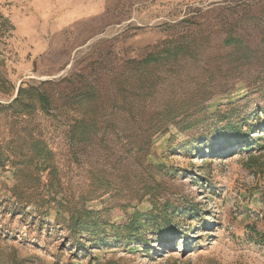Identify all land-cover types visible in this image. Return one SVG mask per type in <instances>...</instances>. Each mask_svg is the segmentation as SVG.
Masks as SVG:
<instances>
[{
	"label": "rangeland",
	"instance_id": "374dc122",
	"mask_svg": "<svg viewBox=\"0 0 264 264\" xmlns=\"http://www.w3.org/2000/svg\"><path fill=\"white\" fill-rule=\"evenodd\" d=\"M0 18V158L32 136L56 166L49 175L20 153L0 166V264H264V0H0ZM184 35L199 42L193 54L150 67L147 96L146 73H131L136 107L120 109L126 62ZM227 35L250 47L245 64L225 58ZM83 74L106 100L90 112L92 143L71 137L84 108L66 104ZM43 81L47 112L1 110L22 83ZM171 101L190 116L142 138L148 114Z\"/></svg>",
	"mask_w": 264,
	"mask_h": 264
},
{
	"label": "trees",
	"instance_id": "16d2710c",
	"mask_svg": "<svg viewBox=\"0 0 264 264\" xmlns=\"http://www.w3.org/2000/svg\"><path fill=\"white\" fill-rule=\"evenodd\" d=\"M6 26V28H9V23L5 18H0V29H3ZM223 43L225 46H232V50L228 52L225 55L226 59H229V62H239V64L243 65L245 64L247 60L250 58V47H248L244 39H242L239 36H233V35H227ZM199 42L197 41L196 37L190 36V35H184L179 37H174L168 40H165L155 46L152 47V49L148 52H146L142 58L140 59H132L128 60L126 62V69L128 73H124V78L120 81L117 80L115 82L117 86L116 94L117 96L121 97L123 101H118L120 103V109L126 110L131 112L136 107L134 104L135 101L130 100L129 95H131L134 90L136 89L135 84H131V80L135 78V76L131 73H136L139 71L146 73V78L149 79V68L152 66H159L163 63H169V62H175L177 60L178 56L181 53L188 54L190 53V56L193 54L195 50H192V48L196 49V46H198ZM191 49V50H190ZM242 61V62H240ZM240 66V65H239ZM209 74V80L214 77V73H210L209 70H205ZM82 72V71H81ZM143 74V75H144ZM133 75V76H131ZM79 76V86L75 89V91H72L73 96H70V100L66 102L68 105H78L81 109L84 108L83 111V117L78 118L73 125H71V137L75 139L77 142L81 143H92L98 138V133L95 131L93 133L91 129H93L96 124L98 123V117H95L94 115H91L90 112H98L105 108L104 104L106 103V100H102L101 102H98L97 95L98 90L96 84H92L88 82L86 76L78 75ZM61 81H67L68 83H73L75 80H73L72 76L69 78H62ZM53 81H43L41 82V85H33V84H26L22 83L18 87V93L16 97H12V100L8 104H2L1 110L6 111L10 110L13 111V114L17 115H23L28 116L36 111H43L47 112L52 104L51 96L47 92V90L43 89L42 86L45 84H52ZM154 80H146L145 82H142L140 87H142V92H139L140 96H147L148 93H152V89L155 87ZM114 84V85H115ZM207 82L205 83L204 87L207 86ZM4 86L6 87V90L8 92L14 89V86L9 82L8 80H4ZM138 86V88H140ZM11 88V90H9ZM156 88V87H155ZM130 100V101H129ZM117 101L113 102L112 107H115L117 104ZM188 103L185 101H171L164 105V108L161 110H154L151 112V114H148V121L146 120V126L142 128V138L148 139L150 136L154 135L152 128L161 127L164 123V121H175L177 118H179L181 115H183L180 119L185 120L188 116H190V112L185 110V106ZM194 104V103H193ZM192 104V105H193ZM184 109V112L179 113L180 110ZM183 111V110H182ZM93 113V114H94ZM183 113V114H182ZM96 114V113H95ZM145 116L147 113H142ZM143 115V116H144ZM150 116V118H149ZM224 118L220 119L219 121L223 120ZM192 124H188L187 127H190ZM228 125L232 128H236L237 125L233 123L232 121L228 122ZM239 133L241 134V138L246 139V132H241V128L237 129ZM25 131V130H24ZM165 132V131H164ZM23 138L20 135H17L14 137L15 141H12V143L15 145V148L9 149L11 151L10 156H6V159L0 158V166L5 167L7 164L5 162L9 161L12 166H18L19 161L17 160V155L20 153V155H23L26 157L29 164H33L35 161V168L38 171H45L49 170V175H53L56 172V169L54 164L51 161V154L52 151L45 149V147H42L41 139L37 138L34 139L32 136L29 137V140L27 139H21ZM17 139V140H16ZM27 149L26 153L24 152ZM138 152L140 154H145L144 156L150 157V159H153L156 157V154L152 151L145 150L143 146H137ZM155 150V149H154ZM24 161V160H23ZM56 179V178H55ZM49 192L51 194V197L54 201L56 197L59 195V192H57L56 184L58 181L49 180ZM94 183V182H93ZM47 185V184H46ZM55 190V191H52ZM87 214H92L93 212H85ZM73 222L71 223V226L73 229L78 232V218H73ZM84 223V222H79ZM99 223V222H97ZM136 218L134 217L132 222L130 223V227H135L136 234L139 233L138 228H136ZM90 231L89 229H87ZM93 231L91 230V234ZM128 240H131L129 237Z\"/></svg>",
	"mask_w": 264,
	"mask_h": 264
},
{
	"label": "water",
	"instance_id": "95a60500",
	"mask_svg": "<svg viewBox=\"0 0 264 264\" xmlns=\"http://www.w3.org/2000/svg\"><path fill=\"white\" fill-rule=\"evenodd\" d=\"M17 92H18V90H17Z\"/></svg>",
	"mask_w": 264,
	"mask_h": 264
}]
</instances>
